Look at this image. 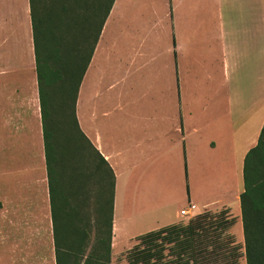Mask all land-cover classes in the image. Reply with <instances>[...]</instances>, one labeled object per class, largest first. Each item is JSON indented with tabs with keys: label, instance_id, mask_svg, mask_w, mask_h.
Returning a JSON list of instances; mask_svg holds the SVG:
<instances>
[{
	"label": "crops",
	"instance_id": "0c3cea01",
	"mask_svg": "<svg viewBox=\"0 0 264 264\" xmlns=\"http://www.w3.org/2000/svg\"><path fill=\"white\" fill-rule=\"evenodd\" d=\"M76 116L115 174L113 254L182 210L228 207L264 125V0H115ZM43 214L30 0H0V215L8 227Z\"/></svg>",
	"mask_w": 264,
	"mask_h": 264
},
{
	"label": "trees",
	"instance_id": "16d2710c",
	"mask_svg": "<svg viewBox=\"0 0 264 264\" xmlns=\"http://www.w3.org/2000/svg\"><path fill=\"white\" fill-rule=\"evenodd\" d=\"M114 2L30 0L56 264L112 263L116 178L81 130L76 100ZM56 92L68 107L62 125L52 111ZM240 208L246 264H264V125L244 159ZM234 223L229 207L205 210L136 236L124 257L127 264H239Z\"/></svg>",
	"mask_w": 264,
	"mask_h": 264
},
{
	"label": "rangeland",
	"instance_id": "374dc122",
	"mask_svg": "<svg viewBox=\"0 0 264 264\" xmlns=\"http://www.w3.org/2000/svg\"><path fill=\"white\" fill-rule=\"evenodd\" d=\"M69 105L70 107L72 106V101H70ZM52 107L55 121L61 124L62 120H64L63 116L65 114V110L67 111L68 107L64 109L61 95L58 92L55 94ZM58 135L61 139H63L62 132H59ZM67 161L71 160L67 159ZM71 163L74 162L71 161ZM230 177L231 176L229 175L227 184L229 188L232 186L234 191L232 195L229 196L228 194L227 200L228 207L230 208V214L235 218V223L230 228V232L234 235L237 244L241 247L240 252L242 254L239 258V264H246V259L244 256V235L239 200L240 196L238 197L236 192V190L239 191L240 188L243 189V169L242 173L238 169V171H235L234 175H232V179ZM236 183L237 188H235ZM225 208L226 206L207 210L219 212ZM200 213L188 214L189 217L184 219L182 222H186L191 217ZM28 217L29 219H32V216ZM17 219L21 220L18 217ZM21 221H18L20 222L18 226H12V224H10L8 227H6L2 223L0 215V264H56L51 214H43L38 225L33 219L28 221V223L25 221L23 223V220ZM133 242H131L129 245L125 243L118 246L115 250V253L112 255L111 264H127L124 253L129 247L132 246Z\"/></svg>",
	"mask_w": 264,
	"mask_h": 264
},
{
	"label": "built area",
	"instance_id": "2783aa9c",
	"mask_svg": "<svg viewBox=\"0 0 264 264\" xmlns=\"http://www.w3.org/2000/svg\"><path fill=\"white\" fill-rule=\"evenodd\" d=\"M183 215H188L189 214V211H186V210H182L181 212Z\"/></svg>",
	"mask_w": 264,
	"mask_h": 264
}]
</instances>
